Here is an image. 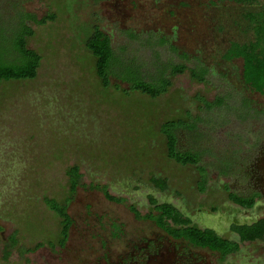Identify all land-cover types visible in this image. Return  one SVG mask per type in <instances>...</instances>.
Wrapping results in <instances>:
<instances>
[{
  "label": "rangeland",
  "instance_id": "obj_1",
  "mask_svg": "<svg viewBox=\"0 0 264 264\" xmlns=\"http://www.w3.org/2000/svg\"><path fill=\"white\" fill-rule=\"evenodd\" d=\"M13 10L47 20H26L33 30L27 47L41 56L35 78L0 85V264H264V236L240 242L221 261L217 252L174 239L128 208L148 212L150 194L236 241L230 224L264 218V94L244 83L241 58L223 56L231 41L249 37L247 7L231 0H0L5 24L14 20ZM95 25L117 55L145 72L161 62L202 63L209 83L184 71L157 98L126 93L128 83L113 76L103 87L85 47ZM197 95L229 97L207 112ZM185 112L196 126L176 131L177 147L198 153L207 173L203 192L197 168L169 159L159 132L164 120L186 118ZM71 165L81 174L67 208L72 224L65 245L50 246L60 219L43 199L65 198ZM151 176L165 178L167 188L155 187ZM89 184L105 185L125 202L110 201ZM225 185L259 197L242 208L227 199ZM15 232L18 244L6 256ZM39 242L44 245L32 252L18 250Z\"/></svg>",
  "mask_w": 264,
  "mask_h": 264
},
{
  "label": "trees",
  "instance_id": "obj_2",
  "mask_svg": "<svg viewBox=\"0 0 264 264\" xmlns=\"http://www.w3.org/2000/svg\"><path fill=\"white\" fill-rule=\"evenodd\" d=\"M231 1L247 7L243 17L246 21L244 32H248L249 37L243 41H231L223 56L227 60L241 58L244 83L251 90L264 94V0ZM12 6L15 8L16 2ZM13 11L16 16L12 23L5 24L4 22L7 20H2L0 17V85L3 81L35 78L41 60V56L36 50L27 47V38L33 34V30L26 23V20L44 23L47 20L46 17L38 20L34 14ZM4 15H6V12H4ZM164 41L161 38L159 42L163 43ZM85 47L94 58L95 74L103 87L110 85V77L113 76L128 83V90L124 89V92L138 91L150 98H157L168 91L171 86V77L184 71H188L191 79L197 82L209 83L210 80L208 77L209 69L202 63L187 66L183 62H161L154 73L145 72L141 64L134 59L124 60L117 55L112 48L109 35L98 25L93 26L92 32L85 42ZM170 47L173 50L176 49L173 46ZM114 87L118 89L119 86L115 84ZM226 97L228 98L229 96L216 95L212 101H208L205 97L197 95V99L202 104V109L207 112L226 104ZM185 116L186 118L178 117L164 120L159 127V132L164 137L166 155L169 159L180 165H194L197 168L199 172L198 190L203 192L206 189L207 173L205 167L200 163L198 153L181 151L177 147L176 131L178 129L191 130L196 126L197 120L191 117L190 112H185ZM196 119L199 118L197 117ZM78 168V165H71L67 168L68 193L62 201L49 197H44L43 199L45 205L60 219L58 237L56 242H48L50 246L58 245L63 247L67 241L72 224L67 208L76 191V187L80 185L81 174ZM150 181L160 190L167 188V181L163 177L151 176ZM89 187L99 190L110 201L116 203L125 202L124 198L111 195L105 185L89 184ZM224 188L227 192V199L245 209L251 208L255 204L256 198L259 197L257 192L242 196L229 191L226 185ZM148 201L152 207L144 214H141L134 204L128 205L135 218L152 221L174 239H183L195 247L207 248L217 252L221 261L227 255L238 251L240 242L255 241L262 239L264 236L263 217L251 223H233L230 226V230L239 237V241H236L218 234L212 228H203L193 224L188 216L184 215L182 211L171 203L158 202L150 194ZM214 209L215 207L211 211L214 212ZM17 244L18 240L15 232L10 236L9 243L5 246V255L8 256L10 250ZM42 245L44 243L39 242L32 247H19L18 250L21 254H24L32 252Z\"/></svg>",
  "mask_w": 264,
  "mask_h": 264
},
{
  "label": "flooded vegetation",
  "instance_id": "obj_3",
  "mask_svg": "<svg viewBox=\"0 0 264 264\" xmlns=\"http://www.w3.org/2000/svg\"><path fill=\"white\" fill-rule=\"evenodd\" d=\"M253 207V206H252ZM184 213V212H183ZM184 215H186V216H188L187 214H185L184 213ZM189 218H190V216H188ZM191 219V218H190ZM192 221V220H191ZM193 223V222H192ZM233 224V223H232ZM232 224H230V226L232 225ZM235 224H241V223H235ZM230 226H229V230H230ZM205 228H210V227H205ZM230 232H232L231 230H230ZM234 233V232H233Z\"/></svg>",
  "mask_w": 264,
  "mask_h": 264
},
{
  "label": "water",
  "instance_id": "obj_4",
  "mask_svg": "<svg viewBox=\"0 0 264 264\" xmlns=\"http://www.w3.org/2000/svg\"><path fill=\"white\" fill-rule=\"evenodd\" d=\"M253 222V221H252ZM247 223H251V222H247ZM239 238V237H238Z\"/></svg>",
  "mask_w": 264,
  "mask_h": 264
}]
</instances>
